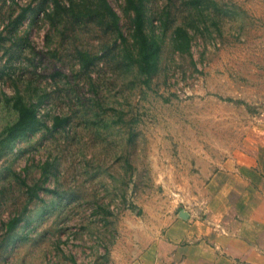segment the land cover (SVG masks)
I'll list each match as a JSON object with an SVG mask.
<instances>
[{
  "label": "rangeland",
  "instance_id": "obj_1",
  "mask_svg": "<svg viewBox=\"0 0 264 264\" xmlns=\"http://www.w3.org/2000/svg\"><path fill=\"white\" fill-rule=\"evenodd\" d=\"M106 1L126 42L106 16L0 0V132L15 93L45 124L0 149V264H111L121 217L154 221L168 190L264 130V0H145L149 78L125 56L131 10ZM77 50L97 58L80 68Z\"/></svg>",
  "mask_w": 264,
  "mask_h": 264
},
{
  "label": "crops",
  "instance_id": "obj_2",
  "mask_svg": "<svg viewBox=\"0 0 264 264\" xmlns=\"http://www.w3.org/2000/svg\"><path fill=\"white\" fill-rule=\"evenodd\" d=\"M244 140L168 190L154 221L121 217L111 264H264V130Z\"/></svg>",
  "mask_w": 264,
  "mask_h": 264
},
{
  "label": "trees",
  "instance_id": "obj_3",
  "mask_svg": "<svg viewBox=\"0 0 264 264\" xmlns=\"http://www.w3.org/2000/svg\"><path fill=\"white\" fill-rule=\"evenodd\" d=\"M125 8L131 10V46L134 50V54L131 55V50L125 48V56L133 63L139 74L144 75L149 78L157 69V58L159 45L158 42L146 36L143 27V4L145 0H124ZM53 2V12H59L60 10L68 9L70 11L73 8H79L85 15H100L106 16L109 21L108 24L111 25L114 32H116L118 37H121L122 42H126L118 30V17L108 5L106 0H79L78 2L74 0H69V6L65 7L59 2V0H52ZM74 4V7H73ZM26 9L21 7L20 11L16 14L15 25L20 23L24 18V13ZM175 32H180L179 28L175 29ZM183 34V32H182ZM185 38V35H184ZM176 41V39H174ZM76 58L79 63V67L86 69L92 65L93 61L97 58L95 55H89L85 51H76ZM11 102V106L15 110L16 117L15 120L4 126L0 132V149L7 148L11 146L14 140L17 138L27 136L39 130L40 127H44L45 124L42 123L36 114L35 106L28 103L22 99V97L15 93L13 96L8 98ZM66 121L65 117L54 116L52 118V127H57L62 125ZM22 184L25 186V191L29 193V199L37 196V190L41 189L34 186H28L24 182ZM45 190L46 189H42ZM19 218L12 217L6 222V229L9 231L12 229Z\"/></svg>",
  "mask_w": 264,
  "mask_h": 264
},
{
  "label": "water",
  "instance_id": "obj_4",
  "mask_svg": "<svg viewBox=\"0 0 264 264\" xmlns=\"http://www.w3.org/2000/svg\"><path fill=\"white\" fill-rule=\"evenodd\" d=\"M180 214H183V212L181 211Z\"/></svg>",
  "mask_w": 264,
  "mask_h": 264
}]
</instances>
